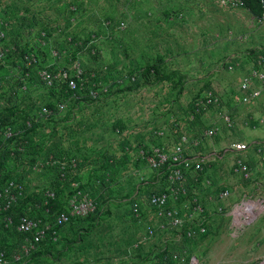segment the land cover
<instances>
[{
    "label": "rangeland",
    "instance_id": "obj_1",
    "mask_svg": "<svg viewBox=\"0 0 264 264\" xmlns=\"http://www.w3.org/2000/svg\"><path fill=\"white\" fill-rule=\"evenodd\" d=\"M256 1L233 8L221 0H0V124L16 133L30 120L35 126L32 145L9 159L4 153L9 140L0 134V189L16 181L25 188L21 202L34 205L53 188L58 207L63 204L56 169L44 167L48 145L59 138L63 123L71 125L67 133L75 144L101 152L102 160L113 141L141 134L171 152L183 135L192 140L199 131L200 148L189 145L186 155L209 157L225 172V182L214 184L211 203L204 190L179 200L174 195L171 207L184 225L169 229L147 257L129 260L124 197L110 194L103 160L95 191L104 196L97 213L74 221L58 245L24 264H264V176L252 181L235 175L236 132L221 118L232 111L236 90L257 66L254 53L264 47ZM69 80H77L78 91L69 90ZM213 94L221 105L205 108ZM44 108L56 115L47 117ZM208 130H216V137L205 136ZM93 171L79 180L81 186L90 184ZM168 176V171L149 174L147 190L158 179L171 187ZM120 177L117 185L123 184ZM225 190L227 198L221 195ZM193 197L200 201L192 203ZM190 201L197 203L193 212L186 206ZM249 202L262 208L251 220ZM149 207L146 213L162 214ZM203 226L208 233L187 237L189 229ZM22 240L14 229L0 232V248L12 249Z\"/></svg>",
    "mask_w": 264,
    "mask_h": 264
},
{
    "label": "crops",
    "instance_id": "obj_2",
    "mask_svg": "<svg viewBox=\"0 0 264 264\" xmlns=\"http://www.w3.org/2000/svg\"><path fill=\"white\" fill-rule=\"evenodd\" d=\"M255 68H258V64ZM236 91L237 95L230 101L231 106L229 108L232 110L230 112L234 118V130L236 132L234 144H244L249 150L238 151V155L232 159H238V162L248 165L250 170L253 171L251 176L245 180H259L260 177L264 176V89L259 82L254 81L249 91H241V86ZM253 91H258L259 94L252 97L249 102L243 103V97ZM70 127L71 125L68 126L64 123L58 126L60 131L59 138L50 141L47 153L50 156H56L63 160L75 159L78 163V170L76 177L73 179L80 185L81 180L83 182L85 176L88 178L93 168L98 169L99 172L95 173L93 171V176L95 177L85 187L98 205H100L98 201L104 196V193L102 190L99 192L95 191V187L98 186L96 183L102 181L97 174L101 172L99 168L101 167V162L106 160L105 171L107 169L109 182H112L111 184L113 185L110 194L113 197L120 195L124 197L122 200V211L125 215L124 242L128 247L124 258L135 260L147 257V254L153 248L152 246L165 242L164 238L169 236V231L171 230L158 210H155L154 213H146L150 208L149 198L155 191H157L156 193L167 194L169 197V207L174 208L171 207V200H173L174 194L171 192V187L167 184L166 180L163 181V184H161L162 179L155 180L153 183L155 188L150 191L146 188L147 183H149L145 182L148 175L160 172L151 170L145 163L143 156L157 148L165 150V146L161 145L163 142L155 140V142L150 143L143 136L141 137V134L136 135L134 138L127 137L119 141H113L102 160L103 155L101 152L95 154L89 148L73 142L74 139L67 133ZM196 134L194 138L192 137V140L190 138V146L194 150L200 148L199 139L201 132L197 131ZM196 156L189 158L195 159ZM84 164H86V167ZM121 175L123 184L117 185V179ZM235 175H241L243 178L242 174L238 173ZM156 176L154 177L155 179ZM222 176L225 177V172L221 169L217 170L211 158L207 157V163L204 166L203 172L198 174V179L194 178V174H191L188 178L186 183L187 193L184 195H197L200 194L201 190H204L203 194H206L205 200L211 203L214 200V184L216 180L220 183L225 182V178L222 180ZM121 185L123 186L121 187ZM184 195H177V200L181 199V196ZM194 199L195 201L192 203L200 201L198 197ZM188 203L190 205H185L188 206L191 212H193L192 208L196 210L197 203L195 206H192L191 201ZM30 210H32V207H29L28 211ZM137 213H139L138 218H136L138 216L136 215ZM64 232L63 235H65Z\"/></svg>",
    "mask_w": 264,
    "mask_h": 264
},
{
    "label": "built area",
    "instance_id": "obj_3",
    "mask_svg": "<svg viewBox=\"0 0 264 264\" xmlns=\"http://www.w3.org/2000/svg\"><path fill=\"white\" fill-rule=\"evenodd\" d=\"M224 5L233 8H243L248 0H221ZM259 22L264 24V10L259 18ZM258 68L253 69L241 85V91L250 90L254 81L259 82L264 89V47L255 53ZM68 88L71 91L79 90L77 80H69ZM259 94L253 91L243 97V103H247L252 97ZM221 105V100L216 94L207 97L203 103L205 108H217ZM44 115L53 117L56 112L49 108L43 109ZM223 124L228 128L234 126V118L231 112L223 111L221 113ZM205 136L216 137V130H208ZM5 140L14 139L17 133L12 128L4 132ZM191 144L187 135H183L178 144L171 152L157 148L152 152L144 154V161L147 166L157 172L168 171L169 182L171 183V192L174 195H184L187 193L186 183L191 174L198 179V174L202 173L207 163L206 156H196L191 159L186 155V147ZM233 150L243 151L247 149L244 144H233ZM44 167L48 170L56 169L59 181L65 184L69 179L70 189L66 192V198L63 202V208L55 211L52 202L57 199V193L53 188L45 190L42 196V204L38 206L41 213L37 215L34 210L23 215L16 222L13 211L25 197V188L16 181H7L4 188L0 189V232L14 229L23 240L12 249L0 248V264H24L34 253L43 249L49 250L56 246L62 239L63 232L74 221L87 219L98 209V203L92 198L87 189H82L81 185L74 180L78 170V163L75 159L63 160L56 156H49L45 161ZM236 174H242L245 179L251 176V170L248 165L238 162L234 166ZM223 198L230 195L229 191L221 193ZM151 206L160 209L167 226L170 229L180 228L184 225V220L169 207V197L167 194H152L149 198ZM200 210V207L197 206ZM138 215V213L136 214ZM207 226L189 229L187 237H194L199 234H206Z\"/></svg>",
    "mask_w": 264,
    "mask_h": 264
},
{
    "label": "trees",
    "instance_id": "obj_4",
    "mask_svg": "<svg viewBox=\"0 0 264 264\" xmlns=\"http://www.w3.org/2000/svg\"><path fill=\"white\" fill-rule=\"evenodd\" d=\"M256 4H257V7L259 8V10H261L263 12L264 8L262 6L261 0H257ZM12 127L13 126H11V125L0 124V134L2 132L4 133L6 129L12 128ZM21 129L22 130H20L17 133V136H15L14 139L9 140V142H8V146L10 147V149L9 150H5L6 152H4V153L8 154V155H6L7 159H9L11 156L15 157L16 155L24 153L25 149L32 145L33 140H32V138H30V135L35 129L34 123L30 120L28 122V124H26L24 126V128H21ZM2 171H4V170L0 166V172H2ZM59 183L61 184V188L64 189L63 191L65 192V195H66V192L69 191V189H70V183L68 185L62 184L60 181H59ZM81 188L82 189H86L83 186H81ZM58 198L59 197H58V194H57V199L54 202H52V206L54 207L55 211L61 210L63 208V205H64V204H61L58 207V200H59ZM42 199L43 198L40 197L37 200V202H35L36 204H34L32 206H31V204H27L26 202H21L20 201L19 205L13 211V215L15 217V221L17 222L21 216L29 214L30 213V211H28L29 207H32V210H34L35 213L37 215H39L41 213V210H39L38 206L42 204V201H43ZM98 208H99V205H98ZM97 211H98V209H97ZM97 211L95 212V214L97 213ZM95 214H93L92 216H94ZM92 216H90V217H92ZM52 247H54V246H52ZM4 249H8V248L5 247ZM43 250H45V249H43ZM41 251H38V252H41ZM38 252H36V253H38Z\"/></svg>",
    "mask_w": 264,
    "mask_h": 264
},
{
    "label": "bare ground",
    "instance_id": "obj_5",
    "mask_svg": "<svg viewBox=\"0 0 264 264\" xmlns=\"http://www.w3.org/2000/svg\"><path fill=\"white\" fill-rule=\"evenodd\" d=\"M262 210V208H261V206H260V204L259 203H256V202H249L248 204H247V211L249 212L248 214H249V220H251V219H253V218H255V216H256V214L259 212V211H261ZM243 211H244V208L243 209H241V208H239L238 209V215L236 216L237 217V219H238V224L239 225H242V221L243 220H241V217L243 216L242 214H243ZM246 221H244V222H248L249 220H247V218L245 219ZM194 264H197L196 262H194Z\"/></svg>",
    "mask_w": 264,
    "mask_h": 264
},
{
    "label": "water",
    "instance_id": "obj_6",
    "mask_svg": "<svg viewBox=\"0 0 264 264\" xmlns=\"http://www.w3.org/2000/svg\"><path fill=\"white\" fill-rule=\"evenodd\" d=\"M261 2H262V6H263V8H264V0H261Z\"/></svg>",
    "mask_w": 264,
    "mask_h": 264
}]
</instances>
